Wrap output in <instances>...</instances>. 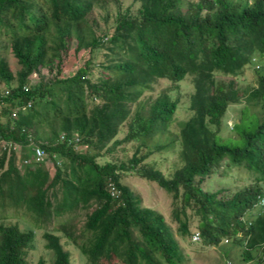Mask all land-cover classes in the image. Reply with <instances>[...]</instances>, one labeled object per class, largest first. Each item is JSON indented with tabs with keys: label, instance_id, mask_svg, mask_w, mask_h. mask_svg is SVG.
Wrapping results in <instances>:
<instances>
[{
	"label": "trees",
	"instance_id": "16d2710c",
	"mask_svg": "<svg viewBox=\"0 0 264 264\" xmlns=\"http://www.w3.org/2000/svg\"><path fill=\"white\" fill-rule=\"evenodd\" d=\"M131 2L0 0L16 63L0 52V140L20 145L0 150V264H180L178 238L216 247L214 264H264V0ZM95 7L112 15L98 34ZM70 43L89 55L62 74ZM40 66L49 75L31 83ZM30 141L43 163L20 162ZM150 153H174V168ZM127 172L168 194L174 230Z\"/></svg>",
	"mask_w": 264,
	"mask_h": 264
},
{
	"label": "rangeland",
	"instance_id": "374dc122",
	"mask_svg": "<svg viewBox=\"0 0 264 264\" xmlns=\"http://www.w3.org/2000/svg\"><path fill=\"white\" fill-rule=\"evenodd\" d=\"M120 3L122 4L121 7H125L126 5H128L130 3L129 5H130L131 11H134L135 8L137 7V4L132 5L131 0H120ZM107 7H108L107 10L109 11V13H112V15H113L114 5L109 2L107 4ZM112 15L104 14V11L101 10L100 8H97V7L93 8V10L91 11V13L88 16V19L94 20V21H91L90 26L92 27L95 34H98L102 30H104V25H106V26H108L107 24L110 25ZM106 16H107V19H106L107 24L104 23L105 22L104 17H106ZM3 43H4V41L2 40V43H0V52L4 55V57L9 62L11 69L14 70L16 68L15 59L12 57L6 43H5V46L3 45ZM72 46H73L72 43H70L69 48L65 52L61 53V61H62L61 65L63 67L61 69L62 74H68L69 72L74 70L75 67L79 65V61L87 58V56L89 55L88 51H86V50H81L79 52H76L75 55H73L72 54V48H71ZM98 56L99 55H97V57ZM45 70H46L45 66H43V67L40 66L38 77H37V75L35 76L34 73L31 74L29 76L30 82L34 83L40 76L43 80L46 79L49 74H47V72ZM52 73H54V70ZM219 77L226 79V77H224V76L215 75V81L217 79H219ZM240 80H242V79H240ZM240 80H239L240 86H248V87L250 86L248 84V81H254V79H251L250 73H248V77L246 80L245 79H243V81H240ZM160 85H162V83ZM182 93L185 96V92L182 91ZM243 101H244L243 97H241L237 101V105H235V106L233 105L232 106L233 108L229 107L226 110V113H225V116H223V119L225 120L224 124L227 125V127H229V125L234 120V118H236L238 116V113H239L238 107H240L242 105ZM184 112H185L184 106L180 105V112L175 113L174 116H172V122L170 124V128H175L173 121H177V119L182 115L181 113H184ZM43 128H44L43 132L46 135L47 134L46 127L44 126ZM121 134L122 133H119V136ZM229 134L232 135V133H229ZM128 153H129V150H127L126 154H128ZM114 155L121 156V154L117 153V152ZM148 157L150 159H152L154 156L152 153H150V154H148ZM154 159H156L155 160L156 165L162 171H164V173H169L174 168V165L176 163V156L174 153L166 156L165 158L159 156V157H154ZM44 164H48V162L45 161ZM122 177H123L122 178L123 183L128 185L135 194L140 196L141 203L143 205L150 206V207H153V208H156L157 210H159L162 213V215L164 216L165 221L168 222L170 224L171 228L174 230L176 223L173 220H171L170 215H169V196H168V194L165 191H163V189H161L159 186H157L154 182L143 179L141 177H138L133 172H127V173L123 174ZM77 212L79 214V216L77 218L79 220H81L83 218V214H82L81 210H79ZM19 224L21 227H24V226H22L24 224V221L20 220ZM36 236H39V235H36ZM34 240L35 241L33 242V246L30 250V254H33L36 250H40V248H41L40 244H38V242L36 241L37 238H34ZM178 242H179L180 248L182 250V255H183L182 256V262L180 264H214L216 261L220 260L219 259V251L214 246L204 247L202 250H200V249H193L192 248V245L194 244L193 242L188 241V243H187V240H183V239H179V238H178ZM232 254L230 253L229 256H231ZM233 256H234V258H237L236 253H234ZM81 262L82 261L78 260V261H75L74 264H82Z\"/></svg>",
	"mask_w": 264,
	"mask_h": 264
},
{
	"label": "built area",
	"instance_id": "2783aa9c",
	"mask_svg": "<svg viewBox=\"0 0 264 264\" xmlns=\"http://www.w3.org/2000/svg\"><path fill=\"white\" fill-rule=\"evenodd\" d=\"M7 93H8V88L3 86V85H0V97H2L3 95H5ZM1 103L2 102L0 101V104ZM28 105H29V101L26 102V106H28ZM11 115H14V111L11 112ZM71 139L74 142V145L76 146V142L78 139L77 135L74 134L71 137ZM2 149H6V150L14 149V150L18 151L20 149V145L17 142L11 143L8 140L1 139L0 140V150H2ZM26 150L28 151V154L21 156V158H20L21 163H25V164L30 165L33 163H43L44 162L45 152L43 151V149L38 144L30 141L27 144ZM259 203H261V205L263 206V209H264V200L261 199ZM197 239H198V233L197 232L192 233L191 240L195 241ZM225 264H231V263H229V261H227Z\"/></svg>",
	"mask_w": 264,
	"mask_h": 264
}]
</instances>
